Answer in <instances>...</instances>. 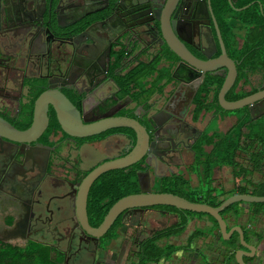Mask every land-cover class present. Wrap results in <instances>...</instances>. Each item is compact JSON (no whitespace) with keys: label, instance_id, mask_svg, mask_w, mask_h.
<instances>
[{"label":"flooded vegetation","instance_id":"flooded-vegetation-1","mask_svg":"<svg viewBox=\"0 0 264 264\" xmlns=\"http://www.w3.org/2000/svg\"><path fill=\"white\" fill-rule=\"evenodd\" d=\"M252 7L264 14V0H0V117L19 130L30 128L36 101L49 90L61 91L84 123L133 115L149 132L152 158L128 169H136L146 187L150 179L152 188L156 179L177 173L197 186L202 177L193 171L196 147L211 136L205 132L208 126L220 115L229 116L219 110L218 95L215 101L227 69H195L172 50L166 36L179 40L193 59L213 62L223 56L220 33L239 78L241 64L226 41L224 24L237 27ZM230 32L241 48L242 33ZM257 73L263 80L256 92L264 89V70ZM132 74L138 78L134 83ZM198 102L214 108L196 120ZM48 117L47 129L32 143L0 137V247L34 242L50 247L61 264H102L106 235L99 242L87 235L76 216V198L87 175L125 155L136 138L134 143L122 128L75 138L63 131L51 105ZM203 122L199 129L196 124ZM214 176L215 169L213 181ZM229 215L237 217L226 213L228 224ZM139 217L121 215L117 236ZM242 229L255 247V255L244 260L254 264L264 253V233ZM233 248L226 264H237L236 251L244 249L240 241Z\"/></svg>","mask_w":264,"mask_h":264},{"label":"trees","instance_id":"trees-1","mask_svg":"<svg viewBox=\"0 0 264 264\" xmlns=\"http://www.w3.org/2000/svg\"><path fill=\"white\" fill-rule=\"evenodd\" d=\"M224 25L226 27L225 32L227 33L226 41H229L232 53L241 64L237 84L228 96L229 101H237L250 95L242 91L237 92L239 83L242 80H246L248 73L264 70V14L261 13L259 7H252L247 12L243 13L242 22H240L237 27L233 24L230 25L225 23ZM233 28L238 29L240 33H242L244 43L241 48H238L237 37L230 32ZM129 78L131 83H134L136 79L138 80L136 74L130 75ZM140 88L143 89L145 86L141 85ZM217 93L215 101H217ZM213 108V105H204L198 102L195 119L198 120L203 110H211ZM218 108L223 113H231L224 112L219 105ZM246 110L247 108L242 109L244 112L243 118L239 120L236 126L229 132L211 136L206 135L203 141L197 145V155L195 157L193 171L197 175L201 174L202 178L199 180V185L193 186L185 175L177 173L162 179H156L152 186V190L159 193H172L195 203H205L214 207L220 206L224 200V196L227 194L213 186L214 181L212 177L216 167L226 165L236 169L239 166L236 161L237 153L241 149L243 152L250 151L255 145H259L262 149L250 155L251 163L257 169L261 168L264 163V118L254 121L248 113H245ZM125 116L133 117V115ZM247 125H251V131L248 135L244 136L242 129ZM120 130L125 132L135 143L136 135L133 130L128 128H122ZM243 137H245V145L241 146ZM207 145L212 146L210 152L204 150V146ZM242 175H244V172L241 173L236 171L235 173V177L237 178ZM141 179L142 176L137 173L136 169L130 171V169L127 168L109 171L103 174L100 178V183L93 187L88 201V213L93 221V226L98 227L102 223L110 208L118 200L128 195L142 192L145 187ZM239 192L248 194V192L243 189H239ZM250 195L264 196V184L254 187ZM240 205V203L232 205L225 210L222 215L233 213L234 216L238 217L240 210L237 208ZM252 206L259 209V211L264 210V204H252ZM152 209L158 212L163 210L170 214L177 215L179 221L174 225L155 232L142 242L141 260L144 262H158L180 251L182 249L180 247L173 245L161 247L159 243L163 239L181 235L193 218L208 217L213 224V230L219 231L217 221L207 214L193 213L171 206H156ZM121 224L122 222H120V220L115 223L111 231L106 235L104 242L108 243L113 238L117 237L116 231ZM205 234L206 231L197 229L190 236L189 240L193 242L195 239L203 237ZM224 243L232 246L239 244V234L235 233L229 241H225ZM232 259L234 260V258ZM0 264H61V259L55 257L52 249L43 244L32 242L25 247L6 244L0 247Z\"/></svg>","mask_w":264,"mask_h":264},{"label":"water","instance_id":"water-1","mask_svg":"<svg viewBox=\"0 0 264 264\" xmlns=\"http://www.w3.org/2000/svg\"><path fill=\"white\" fill-rule=\"evenodd\" d=\"M172 50L182 59L188 61L195 69L204 73L211 72L215 69L225 67L227 73L224 76L223 85L218 93V104L224 112H235L244 108L249 109V115L253 120H257L264 115V89L242 98L237 101L227 100V94L234 87L238 71L236 63L231 60L225 51V46L219 38L222 45L223 56L213 62H201L193 59L192 55L187 52L186 48L176 38H168ZM264 87V85H263ZM53 106L58 114L59 124L63 131L71 137L89 138L100 135L109 130L118 128H128L134 131L136 143L125 155L110 159L94 168L82 183L78 196L76 198V216L78 222L87 232V235L94 241L99 242L101 238L108 234L117 219L122 215L126 218L128 215L144 213L147 209L156 206H171L180 210L193 213L207 214L213 217L218 225L223 241H228L236 232L239 234V241L244 249L236 251L235 259L237 264H247L245 257L255 255V247L249 245L245 240V235L240 225L229 229L225 217L222 213L234 204H264V196H253L247 194H233L226 198L220 206L214 207L205 203H195L183 197L172 193H159L147 187L142 192L131 194L118 200L108 211L104 220L98 227H91L88 217V197L92 185L103 174L114 171L127 169L146 157L147 163L152 158L150 155L151 143L150 135L137 119L127 116L109 117L96 122L84 123L80 111L70 102V100L59 90H49L40 95L36 101L34 120L30 128L19 130L9 122L0 117V137L6 138L15 143L29 144L39 139L49 124L48 111L49 106ZM263 109L257 113V108ZM150 165V164H148ZM162 215H167L166 211H160Z\"/></svg>","mask_w":264,"mask_h":264},{"label":"crops","instance_id":"crops-1","mask_svg":"<svg viewBox=\"0 0 264 264\" xmlns=\"http://www.w3.org/2000/svg\"><path fill=\"white\" fill-rule=\"evenodd\" d=\"M262 75L263 74L257 73L251 77L249 76L247 83L241 82L239 84L237 92L242 91L250 95L254 94V91L256 92V90L260 88V82L263 80ZM238 111L239 112L228 113L229 116L226 117L220 115L218 121L215 123L217 125V130L212 129L211 127L213 125H211L207 128L205 127V132H209L210 135H213L215 131L217 134H226L243 118L244 112L242 110ZM262 111L263 109L260 107L257 108V113ZM245 113L249 114L248 108ZM208 118L209 115H206L204 122ZM261 118H264V115L259 119ZM259 119L254 121H258ZM204 122L203 124H196L197 127L202 129L204 127ZM250 126L251 125H247L242 129L244 136L248 135L251 131ZM244 138L245 137H243L241 141V146L245 145ZM261 149L259 145H255L254 148L252 147L251 150L247 152H243L241 149L237 153L236 161L239 166L236 169L226 165L215 168L214 185L218 190H222L227 194L224 196V200L233 194H243L239 192V189L245 190L248 192L247 195H250L254 187L264 184V163L261 168L257 169L251 163L250 157L251 154ZM204 150L210 152L212 146L207 145L204 147ZM236 171L241 173L244 172V175L237 178L235 177ZM237 209L240 210L238 217L233 218L229 215L230 227L240 225L242 228L246 229L257 228V232L262 233L263 231L264 233V210L259 211V209L253 207L252 204H241ZM178 221L179 218L177 215H162L157 211L146 210L144 213L140 214L139 221L134 223L135 226L125 227L113 241L106 243L105 246L102 247L103 252L100 254L102 264H226L227 254H230L232 249L234 253V246H227L223 243L219 231L213 230V224L208 217H197L190 220L186 228L187 231L185 230L186 232L184 231L179 236L163 239L159 243L161 247L167 245L180 247L182 248L180 251L158 262L142 261L140 259L141 257L139 258L141 250L140 243L155 232L174 225L178 223ZM197 229L204 230L207 234L190 242V236ZM259 255L260 258L258 262L254 264H264V253H259ZM89 261L90 258L88 262ZM229 264H233V262Z\"/></svg>","mask_w":264,"mask_h":264},{"label":"rangeland","instance_id":"rangeland-1","mask_svg":"<svg viewBox=\"0 0 264 264\" xmlns=\"http://www.w3.org/2000/svg\"><path fill=\"white\" fill-rule=\"evenodd\" d=\"M235 112H239V111H235ZM232 113V112H231ZM212 129H216L217 130V125L214 123L213 124V126L211 127ZM103 146H104V144H102V148H103ZM97 147H101L100 145H97ZM101 148V149H102ZM96 149V148H95ZM98 158V155H96V156H94V159H97ZM151 183H153L152 182V179H150L149 181H147V187H151ZM193 183L194 184H197V180H196V178H195V176L193 177ZM146 189H147V187H146V185L144 186ZM186 231H187V229H186ZM185 231V232H186ZM104 243V245L106 244V242H103Z\"/></svg>","mask_w":264,"mask_h":264}]
</instances>
